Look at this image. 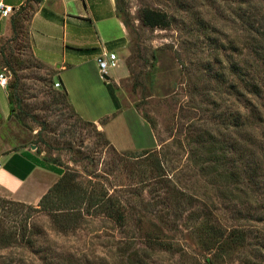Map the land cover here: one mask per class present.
Wrapping results in <instances>:
<instances>
[{"label": "rangeland", "instance_id": "obj_1", "mask_svg": "<svg viewBox=\"0 0 264 264\" xmlns=\"http://www.w3.org/2000/svg\"><path fill=\"white\" fill-rule=\"evenodd\" d=\"M118 1L120 15L130 22V43L111 79L125 77L127 68L129 75L118 85L106 84L108 106L98 110L97 100L95 108L88 107L93 118L104 112L99 126L76 112L62 85L54 86L60 78L33 55L32 9L12 16L17 31L0 43V66L9 82L13 73L7 64L17 71L21 104L14 101L8 115L0 114V155L36 143L63 170L78 172L85 187L120 200L127 225L91 216L63 235L51 215L31 213L27 223L45 236L35 249H1L0 256L7 257L6 264H202L210 256L198 228L206 218L227 232H252L243 255L253 256L264 242V118L244 135L251 141L240 159L234 115L245 102L236 91L246 90L249 80L239 81L231 64L257 77L264 92V0ZM147 8L166 13L171 24L146 26L141 15ZM244 14L263 35L245 29L238 17ZM87 80L98 89L93 74ZM7 101L0 88V102ZM200 136L207 142L200 143ZM248 165L259 168L255 180ZM233 168L240 178L229 176ZM174 196L180 204L172 203ZM0 198L7 201L0 203V218L16 227L25 223L28 210L8 204L23 202L3 190ZM153 234L173 248L148 246ZM239 256L225 264H239Z\"/></svg>", "mask_w": 264, "mask_h": 264}, {"label": "crops", "instance_id": "obj_2", "mask_svg": "<svg viewBox=\"0 0 264 264\" xmlns=\"http://www.w3.org/2000/svg\"><path fill=\"white\" fill-rule=\"evenodd\" d=\"M0 2L15 8V14L26 6L28 0H0ZM14 14L7 18L0 15V43L13 34ZM28 34L33 55L56 72V76L60 78L58 82L67 91L70 103L76 112L82 118L99 126V120L104 116V112H97V117L93 118L87 115V109L93 106L95 108L97 100L99 107L104 104L108 106L111 103V96L105 88L106 84L111 82L118 85L129 75L127 68L125 77L113 80L110 73L109 80L106 81L102 78L97 65V58L104 51H113L121 58L129 47V31L117 13V1L43 0L35 6L32 19L29 21ZM92 74L98 79L96 82L98 89L89 87L87 77ZM0 88L3 89L1 86ZM3 90L8 101L0 102V114L6 116L9 114L10 103L6 89ZM101 107L97 109L102 110ZM109 136L115 146L122 145L118 137H114L113 134ZM26 151H29L28 147L0 155V190L7 192L15 201L37 205L57 181H54V175L57 174L49 169L35 166L22 155V152ZM30 152L35 154L32 148ZM8 162L14 172H18L17 174H27L25 179L6 170L5 164ZM30 165H33V169L28 173Z\"/></svg>", "mask_w": 264, "mask_h": 264}, {"label": "trees", "instance_id": "obj_3", "mask_svg": "<svg viewBox=\"0 0 264 264\" xmlns=\"http://www.w3.org/2000/svg\"><path fill=\"white\" fill-rule=\"evenodd\" d=\"M42 1L43 0H28L26 6L20 9L21 11H26L28 10V8L32 9L29 21L32 19L36 4H40ZM116 1L117 13L123 20L127 29H129L130 22L128 19L120 15V4L118 0ZM141 16L143 23L146 26L150 27H167L172 22V18L166 13L151 10L149 8L144 9ZM245 16L246 14L241 17L238 16L241 21H244L246 23V25H244L245 29L250 31L251 33L254 32L255 35H263L260 34L259 28L255 29L254 23L251 20L252 17L249 16L245 18ZM246 19L248 21H246ZM12 28L13 33H16L17 24L13 18ZM256 52L259 53L258 50H256ZM263 56L264 55L261 54L260 57H262L261 59L264 60ZM40 64L42 66H45L41 62ZM7 67L13 73V81L9 82L8 85L9 103L10 105H13L14 101H16L17 104L20 105L21 101L18 96L21 86L20 78L14 67L12 65L10 66V63L7 64ZM231 67L233 68L234 73L235 75H237L239 81L244 82L249 80V82L245 84L246 87H248L245 88L246 90L238 88L236 91L238 100L242 103H245L243 104V106H241V108L236 110L234 115L235 127H237L238 132L241 133L239 134V136L241 137L239 138V156L241 157L240 159H243L244 155L247 154L246 143L251 141L244 138V135H246L248 129H252V125L254 123L260 122L264 118V92L262 86L257 81V77H250L249 72L247 71V69L242 67V65L237 62H233L231 64ZM201 142L205 143L207 142V139L202 136L200 138V143ZM31 145L36 146V143L30 144L29 146L25 147L22 146V148L28 147L29 149V151L22 152V155L32 161L35 166L49 169L50 171L57 174L59 178L41 198L37 207H33L25 203L17 204L16 202H8V204L11 203L15 206L25 207L29 213L25 218V223H21L18 227L5 222V219H3L2 217V219L0 218V250H8L15 247H21L31 250L35 249L38 242V237H42L45 235H42L40 232L34 231L32 227L27 223L28 219L34 217V215H32L31 213H46L48 215H51L55 230L63 235H69L73 232H76L81 227L82 222L85 221V218L91 216H105L121 227L127 225L125 206L120 200L113 197L108 192L99 193V191H97L96 189L90 190L89 188L85 187V183L80 180V174L78 172L73 171L69 168L63 170V168H61V165L56 163L55 158L48 159L47 156L42 155V151L39 149V147L36 146L35 154L33 155L30 152ZM19 149L21 148H14L11 151H18ZM144 156L145 155H143L142 157ZM223 157L226 158V155L224 154ZM248 167L252 169L251 176L254 177V180L260 176L258 174V166L254 167L253 165H248ZM5 169L10 171L14 175H19L20 177H22L21 179H25V177L27 176V174H17L18 172H14V169L11 167L9 162L5 164ZM31 169H33V165H30L28 173L31 172ZM240 174V170H236V168H233L229 176L233 178H240ZM1 202L7 203L6 200L0 198V203ZM172 203H176L175 205L180 204L179 199L175 196L172 198ZM0 209L2 208L0 207ZM0 216L3 215L0 213ZM217 224L218 223L213 222L211 218H209V220L206 218L204 219V221H201V224L198 227L201 234L202 246L204 250L207 251V253L210 255L205 258V262L202 264L230 263L229 261H231V259L237 254L240 255V258L238 260L239 264H264V255L259 256L260 254H256L264 251V242L256 245L257 248H254L256 250H254L256 253L253 256H250V254L243 255L245 249H247V247L251 245L249 244V239L252 232L245 228H237L231 230L230 232H227V230L221 228ZM147 243L148 246H155L161 249L164 248V250L167 251H170L173 248V244H171V242H167L166 240H163L161 237L154 234L148 237ZM135 255H139L140 258L142 257L139 251L134 252V256ZM0 260H2V264H6L7 257L0 256Z\"/></svg>", "mask_w": 264, "mask_h": 264}, {"label": "built area", "instance_id": "obj_4", "mask_svg": "<svg viewBox=\"0 0 264 264\" xmlns=\"http://www.w3.org/2000/svg\"><path fill=\"white\" fill-rule=\"evenodd\" d=\"M15 8L10 5L4 4L0 2V15L1 17L7 18L14 14ZM120 58L117 53L113 51H104L98 58H97V65L100 71L102 78L104 76H110L112 70L118 68L120 66ZM9 76L5 73V71H0V86L3 89H7L9 85ZM55 88L61 87L59 82L55 83Z\"/></svg>", "mask_w": 264, "mask_h": 264}, {"label": "water", "instance_id": "obj_5", "mask_svg": "<svg viewBox=\"0 0 264 264\" xmlns=\"http://www.w3.org/2000/svg\"><path fill=\"white\" fill-rule=\"evenodd\" d=\"M104 78L106 79V80H109V77L108 76H104ZM35 149H36V146H33Z\"/></svg>", "mask_w": 264, "mask_h": 264}]
</instances>
